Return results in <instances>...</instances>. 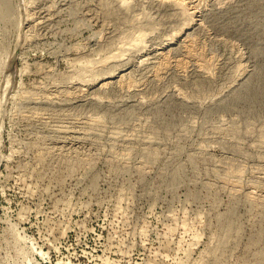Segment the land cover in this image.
I'll list each match as a JSON object with an SVG mask.
<instances>
[{"label":"rangeland","instance_id":"1","mask_svg":"<svg viewBox=\"0 0 264 264\" xmlns=\"http://www.w3.org/2000/svg\"><path fill=\"white\" fill-rule=\"evenodd\" d=\"M0 264H264V0H0Z\"/></svg>","mask_w":264,"mask_h":264},{"label":"water","instance_id":"2","mask_svg":"<svg viewBox=\"0 0 264 264\" xmlns=\"http://www.w3.org/2000/svg\"><path fill=\"white\" fill-rule=\"evenodd\" d=\"M17 57H18L17 52H15L13 55H11V57H10V59L8 61L7 67H6V72L7 73L10 71L11 68L14 67V63H15Z\"/></svg>","mask_w":264,"mask_h":264}]
</instances>
